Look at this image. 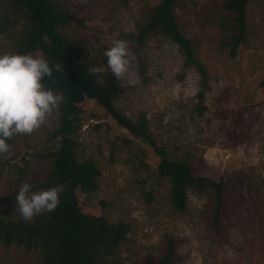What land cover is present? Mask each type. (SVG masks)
Segmentation results:
<instances>
[{"label":"rangeland","instance_id":"obj_1","mask_svg":"<svg viewBox=\"0 0 264 264\" xmlns=\"http://www.w3.org/2000/svg\"><path fill=\"white\" fill-rule=\"evenodd\" d=\"M82 20L62 27L69 38L84 40L88 64L110 71L104 55L120 39L129 49V67L117 79L121 91L114 106L135 119L145 115L156 141L171 157H183L199 175L225 180L221 229H208L207 196L190 189L185 211L173 208L168 178L157 174L158 157L142 140L119 126L93 100L81 103L74 134L79 161L99 169L98 188L78 193L84 212L109 222L129 223L126 239L112 257L122 263L158 256L164 237L178 241L174 264H264V6L249 0L246 31L235 56L229 41L236 28L222 0H176L180 31L208 71L203 101L199 74L168 36L135 38L146 6L159 0H61ZM1 17V14H0ZM0 53H14L12 40L0 32ZM31 54L40 55L39 51ZM202 104L204 108H200ZM55 108L29 134L8 141L0 153V218H23L16 211V191L27 182L41 189L57 145ZM147 194L150 195L148 199ZM24 219V218H23ZM39 249L0 243V264H37Z\"/></svg>","mask_w":264,"mask_h":264},{"label":"trees","instance_id":"obj_2","mask_svg":"<svg viewBox=\"0 0 264 264\" xmlns=\"http://www.w3.org/2000/svg\"><path fill=\"white\" fill-rule=\"evenodd\" d=\"M248 1L222 0L221 3V8L233 15L236 28L229 41L232 57L245 35ZM175 2L159 0L146 6L144 20L135 38L142 42L150 35L162 34L175 42L199 74L201 88L196 97L202 102L208 85V71L195 56L192 42L180 31L174 14ZM261 2L264 6V0ZM0 14V32L10 37L14 53L39 51L52 67V76H46L43 83L62 96L58 105V126L52 134L58 143L50 152L51 163L40 187H63L60 204L52 212H42L30 220L0 218V243L23 246L28 250L39 249L41 259L37 264H126L112 255L126 239L129 223L122 220L109 222L102 215L86 213L78 200V193L97 190L100 174L94 162L79 161L75 154L74 134L79 128L80 105L88 99L102 106L119 126L142 140L158 157L156 172L168 178L170 200L175 210L185 211L190 189L206 194L207 227L219 234L224 208V177L213 179L197 174L196 168L186 159L171 157L156 141L145 115L132 119L114 106L113 99L121 91L117 78L111 71L90 74L89 67L92 66L87 62L86 42L69 38L61 30L71 22L82 25V20L61 0H0ZM147 196L150 199V195ZM177 244L174 237L166 235L160 255L147 254L141 261L131 264H174L180 260Z\"/></svg>","mask_w":264,"mask_h":264},{"label":"clouds","instance_id":"obj_3","mask_svg":"<svg viewBox=\"0 0 264 264\" xmlns=\"http://www.w3.org/2000/svg\"><path fill=\"white\" fill-rule=\"evenodd\" d=\"M107 66L121 79L129 67V49L125 41L117 39L106 48ZM102 71L89 67L90 74ZM53 73L49 62L30 53H0V153H7V142L17 134H29L40 127L47 116L58 107L62 96L44 86V78ZM62 186L33 190L23 183L16 191V211L25 220L42 212H52L60 204Z\"/></svg>","mask_w":264,"mask_h":264}]
</instances>
